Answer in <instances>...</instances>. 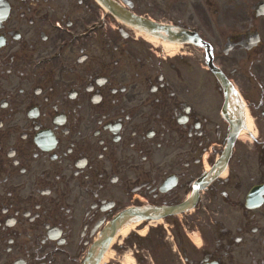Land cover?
I'll list each match as a JSON object with an SVG mask.
<instances>
[{
  "label": "flooded vegetation",
  "instance_id": "obj_1",
  "mask_svg": "<svg viewBox=\"0 0 264 264\" xmlns=\"http://www.w3.org/2000/svg\"><path fill=\"white\" fill-rule=\"evenodd\" d=\"M198 1L186 18L178 0H132V10L185 28L199 16L257 132L237 138L227 174L192 210L166 218L171 234L201 228L200 247L169 264H264V198L248 199L264 190V16ZM100 17L105 28L83 36ZM117 31L95 0H0V264H81L106 221L192 197L223 153L226 97L207 52Z\"/></svg>",
  "mask_w": 264,
  "mask_h": 264
},
{
  "label": "bare ground",
  "instance_id": "obj_2",
  "mask_svg": "<svg viewBox=\"0 0 264 264\" xmlns=\"http://www.w3.org/2000/svg\"><path fill=\"white\" fill-rule=\"evenodd\" d=\"M130 229H132V226L129 227V228H127V229H125V232L124 233H127ZM126 260H127V262H133V259L130 256H128Z\"/></svg>",
  "mask_w": 264,
  "mask_h": 264
},
{
  "label": "rangeland",
  "instance_id": "obj_3",
  "mask_svg": "<svg viewBox=\"0 0 264 264\" xmlns=\"http://www.w3.org/2000/svg\"><path fill=\"white\" fill-rule=\"evenodd\" d=\"M133 241V240H132ZM134 242V241H133ZM129 250H131L130 252H128V254L129 255H131L132 254V252H134L133 250H132V248H130ZM134 254V253H133Z\"/></svg>",
  "mask_w": 264,
  "mask_h": 264
}]
</instances>
